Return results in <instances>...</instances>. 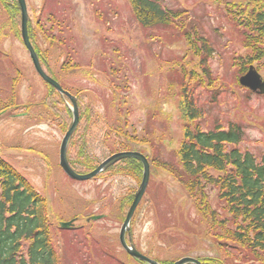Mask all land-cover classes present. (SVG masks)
<instances>
[{
    "label": "rangeland",
    "instance_id": "374dc122",
    "mask_svg": "<svg viewBox=\"0 0 264 264\" xmlns=\"http://www.w3.org/2000/svg\"><path fill=\"white\" fill-rule=\"evenodd\" d=\"M26 1L30 34L45 71L90 110L86 130L92 160L102 163L109 151L129 149L150 161L179 162L187 124L180 79L193 76L194 92L210 110L204 128L240 122L246 132L241 148L264 154V95L238 81V56L250 51L233 16L247 0H161L187 12L185 26L189 29L190 24L193 39V26L209 39L214 49L209 59L212 80L202 72L183 20L177 27L144 28L129 0ZM259 68L264 78V68ZM51 86L34 67L21 20L14 23L0 1V109L5 108L0 113L1 156L45 198L61 264H144L120 243L131 205L128 197L140 186L142 173L116 162L90 180L70 178L60 165V147L72 102ZM77 141L75 137L72 152ZM208 192L213 209L225 214L217 189L209 187ZM97 215L104 216L90 219ZM72 220L69 229L61 228V222ZM218 231L182 183L151 164L150 182L127 236L137 249L168 263L192 256L264 264L229 257L214 236Z\"/></svg>",
    "mask_w": 264,
    "mask_h": 264
},
{
    "label": "trees",
    "instance_id": "16d2710c",
    "mask_svg": "<svg viewBox=\"0 0 264 264\" xmlns=\"http://www.w3.org/2000/svg\"><path fill=\"white\" fill-rule=\"evenodd\" d=\"M0 1L8 8L14 23L16 21L19 25L21 8L17 0ZM129 1L137 20L144 28L177 27L178 22L182 23L183 20L184 33L191 42L195 55L200 58L202 72L212 80L214 72L209 59L213 56L214 49L205 34L195 26L196 38L190 36L192 31L189 32L190 24L189 29L185 26L187 12L184 9L169 7L161 0ZM236 13L238 16H233V23L242 36L243 45L250 51L247 56H238V74L241 76L256 62L257 69L264 68V0H247L245 5H238ZM30 38L35 47L31 34ZM41 63L43 65L42 60ZM194 78L180 79L182 107L187 122L185 137L178 153L180 161L177 162L175 158L168 161L154 157L151 161L148 158L149 162L168 170L210 215L215 228L221 230L214 236L219 239V245L229 257L238 255L241 262H264V154L259 156L241 148L246 132L240 122L230 120L227 126L215 122L213 127L204 128L206 114L210 110L207 104L199 102L200 96L194 92L197 83L193 81ZM54 90L57 91L55 88ZM78 103L80 122L70 141L68 159L76 172L85 174L96 169L102 160H92L90 132L87 133L86 130L92 117L81 98H78ZM4 109L2 107L0 113ZM67 111L70 115L69 129L72 113ZM75 137L78 141L75 152H72L71 145H75L72 144ZM108 153L113 154L111 151ZM117 163L137 167L143 174V165L137 159L128 158ZM118 164L112 165L108 170ZM209 187L217 189V199L225 214L219 215L213 209ZM135 192L128 197L130 204ZM201 261L203 264H232L225 258L203 257ZM0 264H61L60 253L51 236L45 198L1 154Z\"/></svg>",
    "mask_w": 264,
    "mask_h": 264
},
{
    "label": "water",
    "instance_id": "95a60500",
    "mask_svg": "<svg viewBox=\"0 0 264 264\" xmlns=\"http://www.w3.org/2000/svg\"><path fill=\"white\" fill-rule=\"evenodd\" d=\"M20 8H21V33H22V38L24 45L26 46L30 57L33 61L34 67L38 74L42 77L44 81L55 87V89L64 97H68L71 102V112L73 115V120L70 128L67 130L65 133L61 147H60V165L64 172L72 179L75 180H90L103 172L104 170L108 169L111 167L113 164H115L118 161H121L123 159H128V158H134L139 160L143 164V178L142 182L137 189L135 193L134 200L127 212L125 221L121 227L120 231V243L122 247L125 249V251L134 257L135 259L145 263V264H162L161 262L150 258L149 256L143 254L140 252L135 245L131 242L128 241L127 239V234L130 232L131 228V221L133 219L134 213L141 202L143 196L146 193V190L148 188L149 182H150V177H151V165L146 157L145 154H143L140 151H135V150H127V151H120L112 154L108 158H106L96 169L92 170L89 173L81 174L76 172L72 166L70 165L69 159H68V146L70 139L77 129L80 121V111H79V104H78V99L76 96H74L71 92L66 90L60 82H58L56 79L51 77L43 68L39 55L31 42L30 39V34H29V27H28V22H29V14H28V7H27V1L26 0H17ZM239 82L242 86L248 88L250 91H252L255 94L258 95H264V78L261 75V73L257 70L255 65H251L248 69V71L240 76ZM103 215H97V216H92L90 219H100L102 218ZM89 219V220H90ZM74 224V220L68 221V222H61V227L62 228H70ZM174 264H203L202 261L198 258L192 257V256H185L177 261L174 262Z\"/></svg>",
    "mask_w": 264,
    "mask_h": 264
}]
</instances>
